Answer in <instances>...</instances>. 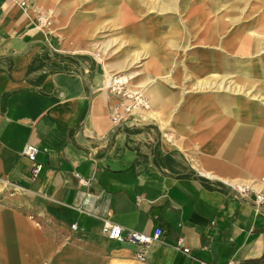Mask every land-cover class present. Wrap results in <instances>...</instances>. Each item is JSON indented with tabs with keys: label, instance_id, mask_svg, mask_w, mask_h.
Here are the masks:
<instances>
[{
	"label": "crops",
	"instance_id": "obj_1",
	"mask_svg": "<svg viewBox=\"0 0 264 264\" xmlns=\"http://www.w3.org/2000/svg\"><path fill=\"white\" fill-rule=\"evenodd\" d=\"M28 10L0 0V264H264L254 194L199 175L154 124L123 120L102 66L56 48ZM55 59L66 69L47 71ZM245 160L256 172L234 178L264 176V144ZM106 222L162 235L114 243Z\"/></svg>",
	"mask_w": 264,
	"mask_h": 264
},
{
	"label": "bare ground",
	"instance_id": "obj_2",
	"mask_svg": "<svg viewBox=\"0 0 264 264\" xmlns=\"http://www.w3.org/2000/svg\"><path fill=\"white\" fill-rule=\"evenodd\" d=\"M84 1L69 0L67 6L74 7ZM97 4V16H79V23L73 22L77 27L68 29L69 33L72 32L70 43H62L59 50L89 55L96 60L102 66L105 87H114L119 81L127 82V77H137L131 88L127 85V96L136 95L140 90L139 93L148 100L146 104L153 108L142 113L147 119L156 121L161 129H165L169 126L167 114L172 121L182 115L180 121L204 126L209 130L208 136L213 135L204 160L198 162L190 157V163L199 175L222 181L237 191L249 188L262 194L261 181L256 183L255 179L242 180L234 176L256 172V163L252 165L241 160L246 161L259 145L264 144V129L258 127V121L254 119V108L245 101L228 96L258 95V90L251 91V79L244 75L245 68L239 67L235 59L257 52L258 46L264 44V17L244 26L242 19L247 0H99ZM243 5L245 7L241 8ZM28 11L35 16L33 10ZM148 16L151 26L147 25L143 34L140 30L132 29L131 32L129 24ZM236 23H240L239 28L230 32ZM38 25L46 28L43 24ZM107 27H122L125 41L121 45H128L126 51L111 61L106 52L108 41L93 44L87 40ZM259 52L264 54V48ZM130 57L135 63L141 62L142 58L147 60L140 77L126 74ZM191 66L195 69L192 70ZM117 74L123 76L117 80ZM231 74L234 77H230ZM182 76L188 79V93L191 94L179 106L176 88ZM256 79L258 82V77ZM128 104L131 105L127 102L125 112L131 110ZM178 107L182 112L177 115ZM164 138L166 148L180 147L167 134ZM226 146H230L229 149L219 156ZM228 163L238 167L227 168Z\"/></svg>",
	"mask_w": 264,
	"mask_h": 264
},
{
	"label": "rangeland",
	"instance_id": "obj_3",
	"mask_svg": "<svg viewBox=\"0 0 264 264\" xmlns=\"http://www.w3.org/2000/svg\"><path fill=\"white\" fill-rule=\"evenodd\" d=\"M69 0H27V9L33 10L35 12L34 18L38 21L39 24H43L45 32L50 36L52 34L53 44L56 48L60 49L62 43H70L71 37H69L70 32L68 29L70 27H77L75 24L73 26V22L79 23L80 19L79 16L81 15H89L93 18L96 15L95 8H99L97 1L99 0H85L83 3L77 4L74 7H68L67 2ZM243 5L241 8H244ZM244 18L242 19L243 25L247 26L251 23H255L261 17H264V0H247V6L243 12ZM150 16L139 18V22L129 24L128 28H131V32L134 30H140L141 33L145 31V27L147 25L151 26L149 20ZM243 17V16H242ZM241 18V17H240ZM264 20V18H263ZM240 23L234 24L230 29V32L234 31L235 29L239 28ZM147 30V29H146ZM71 31V30H70ZM68 33V34H67ZM140 33V34H141ZM149 33V32H148ZM139 36V35H138ZM123 35L122 27L119 28H106L105 30L97 31L94 36L88 38V42L97 44H102L103 42H109L106 47V52L109 55L110 61L118 58L123 51H126L128 48L127 44L121 45V42L125 39ZM145 38V37H143ZM125 41V40H124ZM103 47V46H101ZM190 47H195L191 45ZM264 48V44L258 46V51L240 56L237 60L235 59L237 65L242 69L245 68L243 71L244 75L248 76L251 79L252 83V92L258 90V95L255 96V93L252 95L244 93L242 95L230 94L228 97L235 100H242L245 101L249 106L256 110V115L264 113V54L259 52L261 48ZM189 48H186V50ZM185 51V50H184ZM65 54L71 55L75 58H92L89 55H79L73 54L70 50H64ZM132 56V55H131ZM234 56V55H233ZM183 59V58H182ZM147 60L142 58L141 62H133L132 58L130 57L128 60L129 68L126 74L133 75H142L143 74V65L146 63ZM55 62L47 68V71H57L59 69H66V65L68 64H58L57 59ZM50 63V62H49ZM183 63H181L182 66ZM195 66H191L192 70H194ZM242 71V70H241ZM237 72V71H236ZM123 74H117L115 77L119 80ZM140 77V76H139ZM230 77H234L233 74ZM256 77H258V82H256ZM137 77H127V82L119 81L117 85L114 86L115 92L112 93V96L115 97L116 104L115 109L118 110V115L122 117L123 120L134 122L135 124L138 123H151L154 124V127L157 128L160 132L161 137L165 140L164 135H168L171 137L175 142L178 143L180 147H174L175 151L182 157L183 162L187 164V166H191L190 164V157L195 160H200L206 154V147L208 145L209 139L205 136V132L202 130L203 128L196 127L192 124L182 123L180 121L181 116H179L176 120L172 121L171 118H168V114L166 115V119L169 122V126L165 129H160V126L156 121L147 119L144 116L145 112H149L153 110L151 106H148L146 102L147 99H144L140 92H136V95L127 96L129 93V89L127 85L131 88L132 83L136 81ZM231 80H228L230 82ZM127 83V84H126ZM107 89L111 91L110 87L108 86ZM178 91V102L179 106L182 105L183 101L189 99L190 92L189 90V81L182 76L181 83L176 88ZM204 95V94H202ZM208 96V95H207ZM127 102L131 105L128 106L131 110L136 108L135 112H125V108H127ZM177 115L182 112V109L178 107ZM255 115V116H256ZM258 120V116L254 117V119ZM181 148V149H178ZM183 151V152H182ZM264 176H259L256 180L261 181L260 184H264L262 181ZM262 179V180H261Z\"/></svg>",
	"mask_w": 264,
	"mask_h": 264
},
{
	"label": "built area",
	"instance_id": "obj_4",
	"mask_svg": "<svg viewBox=\"0 0 264 264\" xmlns=\"http://www.w3.org/2000/svg\"><path fill=\"white\" fill-rule=\"evenodd\" d=\"M11 2L17 4L23 9L27 8V0H10ZM111 89V92L114 93V87L109 86ZM113 122L117 123L119 121L118 115L113 117ZM39 152V149L33 145H27L25 146L23 150L24 156L32 163L34 166L31 169V175L35 178L38 173L41 170V166L36 164V155ZM264 187V184L263 186ZM264 189V188H263ZM240 194H254V201L257 206H264V190L262 194H258L257 192L250 191L249 188H245L242 191H238ZM103 232L110 242L114 243H125L128 245H135L138 247H147L153 242L158 241L161 238L162 231L159 228H155L152 235H146L142 233H138L133 230H123L122 227L118 225L111 224L109 222H106L104 227H103ZM183 253H188L187 249L182 250ZM140 258H143L141 255ZM198 264H207L204 262H199ZM232 264V263H228Z\"/></svg>",
	"mask_w": 264,
	"mask_h": 264
},
{
	"label": "trees",
	"instance_id": "obj_5",
	"mask_svg": "<svg viewBox=\"0 0 264 264\" xmlns=\"http://www.w3.org/2000/svg\"><path fill=\"white\" fill-rule=\"evenodd\" d=\"M56 57H60V56L56 55ZM61 58H62V56H61ZM63 59H65L66 61H70L71 58L67 57V58H63Z\"/></svg>",
	"mask_w": 264,
	"mask_h": 264
},
{
	"label": "water",
	"instance_id": "obj_6",
	"mask_svg": "<svg viewBox=\"0 0 264 264\" xmlns=\"http://www.w3.org/2000/svg\"><path fill=\"white\" fill-rule=\"evenodd\" d=\"M262 209H264V208H262Z\"/></svg>",
	"mask_w": 264,
	"mask_h": 264
}]
</instances>
